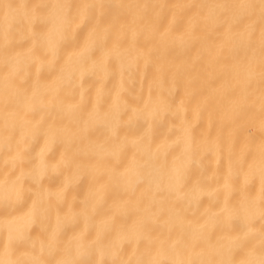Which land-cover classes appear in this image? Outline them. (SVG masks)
Segmentation results:
<instances>
[{"label":"bare ground","instance_id":"1","mask_svg":"<svg viewBox=\"0 0 264 264\" xmlns=\"http://www.w3.org/2000/svg\"><path fill=\"white\" fill-rule=\"evenodd\" d=\"M0 264H264V0H0Z\"/></svg>","mask_w":264,"mask_h":264}]
</instances>
